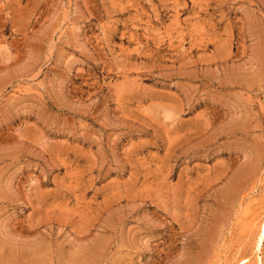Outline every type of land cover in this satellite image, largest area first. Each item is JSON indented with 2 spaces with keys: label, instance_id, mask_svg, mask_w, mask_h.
I'll list each match as a JSON object with an SVG mask.
<instances>
[{
  "label": "rangeland",
  "instance_id": "374dc122",
  "mask_svg": "<svg viewBox=\"0 0 264 264\" xmlns=\"http://www.w3.org/2000/svg\"><path fill=\"white\" fill-rule=\"evenodd\" d=\"M238 263L264 264V0H0V264Z\"/></svg>",
  "mask_w": 264,
  "mask_h": 264
},
{
  "label": "bare ground",
  "instance_id": "6f19581e",
  "mask_svg": "<svg viewBox=\"0 0 264 264\" xmlns=\"http://www.w3.org/2000/svg\"><path fill=\"white\" fill-rule=\"evenodd\" d=\"M245 261H246V259H245ZM242 262V261H241ZM239 264V263H238ZM244 264V263H243Z\"/></svg>",
  "mask_w": 264,
  "mask_h": 264
}]
</instances>
